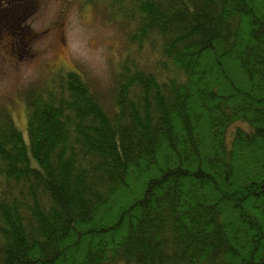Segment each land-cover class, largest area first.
Listing matches in <instances>:
<instances>
[{"label": "trees", "instance_id": "1", "mask_svg": "<svg viewBox=\"0 0 264 264\" xmlns=\"http://www.w3.org/2000/svg\"><path fill=\"white\" fill-rule=\"evenodd\" d=\"M84 2L128 27L110 101L69 69L27 140L0 110V264H264V0Z\"/></svg>", "mask_w": 264, "mask_h": 264}, {"label": "rangeland", "instance_id": "2", "mask_svg": "<svg viewBox=\"0 0 264 264\" xmlns=\"http://www.w3.org/2000/svg\"><path fill=\"white\" fill-rule=\"evenodd\" d=\"M16 7L0 24V110L10 111L27 140L25 94L57 70H77L110 101L128 27L98 2L27 0Z\"/></svg>", "mask_w": 264, "mask_h": 264}]
</instances>
